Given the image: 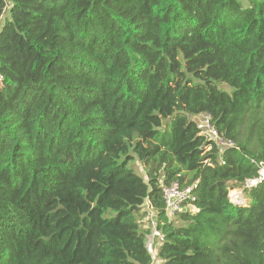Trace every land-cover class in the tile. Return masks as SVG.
Instances as JSON below:
<instances>
[{
  "label": "trees",
  "instance_id": "1",
  "mask_svg": "<svg viewBox=\"0 0 264 264\" xmlns=\"http://www.w3.org/2000/svg\"><path fill=\"white\" fill-rule=\"evenodd\" d=\"M259 162L264 0H0V264H264Z\"/></svg>",
  "mask_w": 264,
  "mask_h": 264
},
{
  "label": "built area",
  "instance_id": "2",
  "mask_svg": "<svg viewBox=\"0 0 264 264\" xmlns=\"http://www.w3.org/2000/svg\"><path fill=\"white\" fill-rule=\"evenodd\" d=\"M196 123L200 133L205 135L208 139L214 141L220 150L234 146L233 140L220 134L212 121V116L209 113L204 112L198 115L196 117ZM258 165L259 177L257 179L249 180V185L256 184L258 180L264 178V162H259ZM162 195L165 201V210L170 217L185 209L187 206L190 207L189 203L196 200L194 184L183 186L178 180H175L168 185H164L162 187ZM147 204L149 205V202ZM148 205V216L146 218L152 219L153 211L149 209L150 206ZM153 258L155 259L154 256ZM158 260V262L153 260L152 264H162V261L160 259Z\"/></svg>",
  "mask_w": 264,
  "mask_h": 264
},
{
  "label": "rangeland",
  "instance_id": "3",
  "mask_svg": "<svg viewBox=\"0 0 264 264\" xmlns=\"http://www.w3.org/2000/svg\"><path fill=\"white\" fill-rule=\"evenodd\" d=\"M1 23H3V18L1 19ZM230 195H231V198H232V200L233 201H237V200H242L243 201V198H242V192H241V190L240 189H234V190H232L231 191V193H230ZM148 208H146V210H147ZM152 223V221L151 220H145L144 221V224L146 225V226H150V224ZM152 227H153V224H152ZM154 232H152L153 234L152 235H149V240H148V243H149V247H150V251H151V253H152V255L155 257V259H154V261L155 262H158L159 260V258H157V256H156V243L157 242H159L160 241V238L161 237H156V233H155V230H153ZM154 242H155V246H154Z\"/></svg>",
  "mask_w": 264,
  "mask_h": 264
}]
</instances>
